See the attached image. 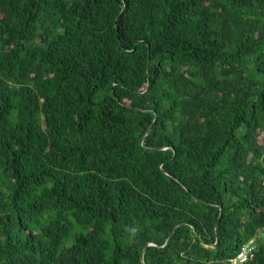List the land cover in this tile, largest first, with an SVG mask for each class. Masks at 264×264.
<instances>
[{
    "label": "trees",
    "instance_id": "obj_1",
    "mask_svg": "<svg viewBox=\"0 0 264 264\" xmlns=\"http://www.w3.org/2000/svg\"><path fill=\"white\" fill-rule=\"evenodd\" d=\"M250 241L264 264V0H0V264Z\"/></svg>",
    "mask_w": 264,
    "mask_h": 264
},
{
    "label": "built area",
    "instance_id": "obj_2",
    "mask_svg": "<svg viewBox=\"0 0 264 264\" xmlns=\"http://www.w3.org/2000/svg\"><path fill=\"white\" fill-rule=\"evenodd\" d=\"M253 245L252 241L249 244H245L240 248V251L231 258L228 263L229 264H246L250 258L253 257Z\"/></svg>",
    "mask_w": 264,
    "mask_h": 264
},
{
    "label": "water",
    "instance_id": "obj_3",
    "mask_svg": "<svg viewBox=\"0 0 264 264\" xmlns=\"http://www.w3.org/2000/svg\"><path fill=\"white\" fill-rule=\"evenodd\" d=\"M150 130H151V129L149 128V130H148V132H147V134H146V135H148V134L150 133ZM150 245H152V244H150Z\"/></svg>",
    "mask_w": 264,
    "mask_h": 264
}]
</instances>
